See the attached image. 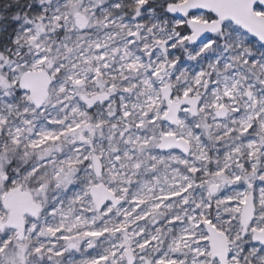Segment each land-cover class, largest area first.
<instances>
[{
    "label": "rangeland",
    "instance_id": "1",
    "mask_svg": "<svg viewBox=\"0 0 264 264\" xmlns=\"http://www.w3.org/2000/svg\"><path fill=\"white\" fill-rule=\"evenodd\" d=\"M10 1L22 4L10 17V44L0 49V78L17 82L0 84V219L10 213L1 197L15 187L42 208L25 217L23 239L16 229H0V264H128L127 252L133 264H219L211 258L209 220L235 254L228 263L245 264V246L249 251L262 246L253 241V229L264 230V215L257 211L264 201V181L258 179L264 176V72L259 65L249 71L243 59L231 58L243 50L236 48L243 37L234 36L227 51L229 43L221 42L222 55L211 62H191L181 45L196 44L178 36V22L164 9L185 0ZM81 13L88 22L82 30ZM178 61L186 65L182 72L174 71ZM46 64L49 69L42 67ZM32 71L52 78L41 106L29 100L28 91L15 97L20 77ZM166 85L174 101L199 97L197 113L183 105L178 125L163 118ZM192 87L207 97L185 89ZM149 91L154 101L142 110ZM97 93L109 98L89 107L84 97ZM225 107L228 114L219 118L215 112ZM244 109L253 115L243 117ZM215 123L225 137L205 127ZM163 134L184 139L189 153L158 148ZM240 142L248 149L236 154ZM199 144L201 152L195 151ZM94 154L102 163L99 177ZM156 157L159 166L149 169L147 160ZM22 158L28 166H20ZM9 161L16 168H9ZM99 182L123 199L120 205L96 209L90 189ZM232 190L236 193L227 199ZM250 193L255 219L244 232L241 206Z\"/></svg>",
    "mask_w": 264,
    "mask_h": 264
},
{
    "label": "water",
    "instance_id": "2",
    "mask_svg": "<svg viewBox=\"0 0 264 264\" xmlns=\"http://www.w3.org/2000/svg\"><path fill=\"white\" fill-rule=\"evenodd\" d=\"M254 0H185L183 2L170 3L175 8L178 14H186L190 10V6L198 5L201 7L207 6V10L215 13L216 15H222L225 20L240 19L241 21H247L249 24V30L256 35L264 34V17L255 16L252 14V4ZM184 10L183 12L181 10ZM78 23H80V29H84L87 25L86 17L84 14H77ZM216 22H213L215 24ZM188 27L195 29H203L201 35L204 32L210 33V28L208 27L207 21H197L191 18L188 21ZM191 41V40H190ZM191 43L196 44L195 41ZM19 87L21 89H27L30 96H33V102L37 106H41L48 96V88L52 84V78L45 71H32L27 74H23L20 77ZM162 98L165 100V104L168 107L167 112L162 115L163 118L168 120L171 124H179V113L182 112L183 105H189L187 109L191 114H196L199 106V97H183L181 99L177 98L175 101L171 99L172 90L170 85L163 86L161 88ZM84 102L89 107H94L96 103L104 102L109 98L108 93H97L90 97H84ZM36 100L40 103L37 104ZM190 100H195L196 107L193 110L192 104L189 103ZM228 109L220 108L215 113H217L219 118L225 117L228 113ZM223 113V115H220ZM163 140L159 144L158 148L169 150L176 147L183 151V153L188 154L190 147L187 142L183 139H176L174 135H162ZM167 140H173L172 144H166ZM92 162L94 166V172L99 177L102 174V163L97 157V155L92 156ZM90 194L92 196L93 204L96 206L97 210L102 209L108 203H112L114 206L120 205L122 198L117 197L111 190H109L104 183L99 182L95 184L90 189ZM3 204L6 209L10 210L8 220L4 223L0 220V228L4 225L13 229L18 230L19 239L24 237L25 233V216L36 215L40 210V201H34L31 194L19 188H13L12 190L5 191L3 196ZM253 193H250L243 205L241 206L242 212L240 216L242 231L246 232L248 226L255 215V204L253 203ZM206 232L208 233V241L210 243V253L211 258L217 259L219 264H229V244L222 231H217L212 224L206 225ZM253 241L259 242L264 245V230L259 231L253 229ZM128 264L134 263V257L127 252Z\"/></svg>",
    "mask_w": 264,
    "mask_h": 264
},
{
    "label": "snow or ice",
    "instance_id": "3",
    "mask_svg": "<svg viewBox=\"0 0 264 264\" xmlns=\"http://www.w3.org/2000/svg\"><path fill=\"white\" fill-rule=\"evenodd\" d=\"M164 9L165 13L169 15L173 21L178 22V36H180L183 40L195 41L196 45L207 44L208 46H211L217 42H228L229 45H232L231 42L233 41L234 36L243 37L240 46H243L242 51L244 54L247 53L243 63L250 65L252 69H256V66L259 65L258 70L264 72V59H261V56H264V34L256 35L251 32L247 21H241L240 19L225 20L222 15H216L215 13L208 11L207 6L201 7L198 5H192L190 6V10L183 15L178 14L172 4H166ZM181 11L183 12L184 10L182 9ZM252 14L264 17V0H254V3L252 4ZM197 16L203 17L208 22L210 33L204 32V34L201 35L203 29L193 30L187 26L188 21ZM213 22L216 23L213 24ZM26 28L30 30V25H27ZM225 32H227V35H225ZM175 42V39L170 41V43L173 44ZM196 45H193V47ZM256 53H259L260 56L256 55ZM10 83L13 87H15L17 82L12 81L11 77L8 78V82L0 78V84H3L4 87H9ZM21 91H27V89L16 90L15 97H19ZM185 95H187V93H185ZM225 95L228 96L231 95V93L226 92ZM249 95H251V93H249ZM15 97H13V99ZM32 99H34V97L29 96V100ZM36 103L39 104L40 101L36 100ZM189 103L192 104L194 110L196 107L195 100H190ZM236 111L238 113L239 109H236ZM220 115H223V113H220ZM205 127H208V125H205ZM250 130L254 131L255 125L251 126ZM254 167L255 166L253 165V168ZM11 179L12 177L9 176V183L11 182ZM261 181H264V176L261 177ZM251 187H254V185H251ZM262 191H264V189H262ZM253 203L255 204V200H253ZM261 203L264 204V201ZM261 210L264 211V208ZM207 223H211V221L209 220ZM244 252L246 255L242 256L241 259L245 261V264H264V245L260 248H252L251 251H249V246L246 245ZM234 255L235 254L230 253L229 259H232Z\"/></svg>",
    "mask_w": 264,
    "mask_h": 264
},
{
    "label": "clouds",
    "instance_id": "4",
    "mask_svg": "<svg viewBox=\"0 0 264 264\" xmlns=\"http://www.w3.org/2000/svg\"><path fill=\"white\" fill-rule=\"evenodd\" d=\"M240 45H237L236 48H239ZM181 48L183 49L184 53L186 54V57L189 61L191 62H196V61H204L205 58H207V60L209 62H211L213 59H215L216 57L222 55L221 52V48L222 45L221 43L217 42L216 44L213 45V47H209L207 44L204 45H200L197 44L195 48H189L188 46L185 45H181ZM232 48V45H227V47L224 48V51H227L228 49ZM236 49H233V51H235ZM236 63H239L241 61V59H245V54L243 51H240L237 55H234L231 57ZM215 65H213L214 67ZM42 67H44L45 69H49L50 68V64H46L43 65ZM186 67V65L184 64L183 61H178L176 68L174 69V71L176 72H182V70ZM249 71L252 70L251 66H249L248 68ZM57 75V73L55 72V70L52 71V76L55 77ZM53 88H55V80H53ZM59 93H57L58 95ZM208 127H211V125H208ZM225 135H227V133H225ZM217 139H219V137H217ZM20 166L21 167H25L29 165V161L25 160V159H21L19 161ZM8 167L11 169L16 168V164L12 163V161H9L8 163ZM31 171V168L29 167V172ZM251 175H255L254 173H252ZM262 177V176H261ZM261 177H258V179L261 180ZM36 179H40L39 177H37ZM251 185H248V190H251ZM264 208V204L261 203L260 207L257 209V211L261 214L264 215V211H262L261 209Z\"/></svg>",
    "mask_w": 264,
    "mask_h": 264
},
{
    "label": "bare ground",
    "instance_id": "5",
    "mask_svg": "<svg viewBox=\"0 0 264 264\" xmlns=\"http://www.w3.org/2000/svg\"><path fill=\"white\" fill-rule=\"evenodd\" d=\"M220 75V74H219ZM183 76V75H182ZM183 78V77H182ZM194 84V83H193ZM133 86H135V87H138V85L136 84V83H134V84H132ZM185 89H191V90H196L198 93H201L205 98L207 97V92H205L204 90H200L199 88H197V87H192V88H185ZM135 90V89H134ZM145 91V90H144ZM147 103H145V104H143V105H141L142 106V110H144V109H149V105H152V103H153V101H154V96L152 95V91H149L147 94ZM145 95V96H146ZM211 104V103H210ZM139 105V104H138ZM137 105V106H138ZM252 105V104H251ZM205 106H207V103L205 102ZM135 108V107H134ZM260 109V108H259ZM148 112V111H147ZM240 112L243 114V117H245V118H248L249 116H251V115H253V114H251L249 111H248V109H244V110H240ZM260 114L261 115H263V118H264V111L261 109L260 110ZM255 115V114H254ZM258 116V115H257ZM233 120V119H232ZM253 120H254V118H253ZM264 120V119H263ZM260 121V120H259ZM234 122L235 121H232L231 123L232 124H234ZM245 122H247V121H245ZM186 123V122H185ZM244 123V122H243ZM246 124V123H245ZM244 124V125H245ZM185 125V124H184ZM190 125V124H189ZM247 126V125H246ZM262 126V125H261ZM212 129H213V132L214 133H216V134H218V135H222V136H226L225 135V131L223 132V130L221 129V127H220V124H217V123H215V124H213L212 126ZM263 127V126H262ZM56 128V127H55ZM194 129V128H193ZM185 132H188L189 133V127L188 126H185ZM17 131V130H16ZM241 131V130H240ZM239 133V132H238ZM243 133V132H242ZM258 133V132H257ZM231 135V134H230ZM258 135V134H257ZM228 137V136H227ZM192 138V137H191ZM251 139V138H250ZM235 140H238V139H235ZM197 142V141H196ZM232 142V141H231ZM248 142V141H247ZM250 142V141H249ZM248 142V143H249ZM241 143V142H240ZM252 143V142H251ZM250 143V144H251ZM220 144V143H219ZM201 145L199 144L198 146H196V150L195 151H200L201 152ZM236 147H237V151H236V154H237V152H239V151H241L242 153H244L247 149H248V146H247V144L246 143H241V144H236ZM250 147V146H249ZM73 148H75L76 149V146L74 145L73 146ZM231 148V147H230ZM235 148V147H234ZM233 148V149H234ZM194 149V148H193ZM235 150V149H234ZM248 151H250V149L248 150ZM222 153V152H221ZM234 153V152H233ZM240 153V152H239ZM263 154V153H262ZM219 155V154H218ZM227 155V154H226ZM232 155V154H231ZM229 156V155H228ZM197 158H199L200 160H201V157H198V156H196ZM235 158V157H234ZM230 159H233V158H230ZM245 159V158H244ZM159 159H158V157H156V158H149L147 161L149 162V164H150V166L148 167L149 169L150 168H152V167H158L159 166V161H158ZM245 161L246 162H248V159L246 158L245 159ZM231 162H233V161H231ZM235 162V161H234ZM263 162H264V159H263ZM198 171V170H197ZM199 172V171H198ZM173 186H174V184H173ZM177 187V186H176ZM236 193V191L235 190H232V191H229L228 192V198L227 199H229V198H232L233 197V195ZM263 194H264V192H263ZM224 210V209H223ZM227 216V215H226ZM132 217V216H131ZM185 219V218H184ZM187 219V218H186ZM188 221V220H187ZM66 225V224H65ZM67 226H68V223H67V225H66V228H67ZM71 227H73V228H75V229H79V227H78V225L77 224H74V225H72ZM84 228V227H83ZM184 233H185V231H184ZM184 237V236H183Z\"/></svg>",
    "mask_w": 264,
    "mask_h": 264
},
{
    "label": "trees",
    "instance_id": "6",
    "mask_svg": "<svg viewBox=\"0 0 264 264\" xmlns=\"http://www.w3.org/2000/svg\"><path fill=\"white\" fill-rule=\"evenodd\" d=\"M160 1V2H159ZM169 0H156V2L152 3L156 5L157 3L166 4ZM176 1V0H170ZM22 2V1H21ZM20 1H10V0H0V49L6 48L10 42L7 40V36L13 34V30L11 29V20L10 17L13 13L16 12V7L20 6ZM22 4V3H21ZM25 5V4H23ZM161 7V6H160Z\"/></svg>",
    "mask_w": 264,
    "mask_h": 264
},
{
    "label": "flooded vegetation",
    "instance_id": "7",
    "mask_svg": "<svg viewBox=\"0 0 264 264\" xmlns=\"http://www.w3.org/2000/svg\"><path fill=\"white\" fill-rule=\"evenodd\" d=\"M47 166H48V165H47ZM15 188H17V187H15ZM3 194H4V193H3ZM1 198H2V197H1ZM2 200H3V198H2ZM36 201H39V200H36ZM40 207H41V202H40ZM41 208H42V207H41ZM41 208H40V210H41ZM40 210H39V211H40ZM39 211L36 213V215L39 213ZM36 215H34V216H33V215H27V216H31V217L33 216V217H35ZM25 217H26V216H25ZM24 219H25V222H26V218H24ZM0 220H1V219H0ZM5 221H6V220H1L2 223H4ZM4 227H5V225H4L2 228H0V229H3ZM17 231H18V230H17ZM25 233H26V227H25ZM25 233H24V237H25ZM18 237H19V234H18ZM24 237H23V238H24ZM23 238H22V239H23ZM40 247L43 248L42 246H40Z\"/></svg>",
    "mask_w": 264,
    "mask_h": 264
}]
</instances>
